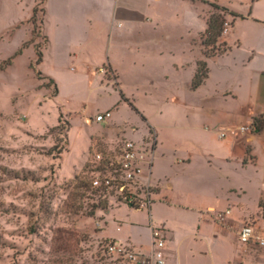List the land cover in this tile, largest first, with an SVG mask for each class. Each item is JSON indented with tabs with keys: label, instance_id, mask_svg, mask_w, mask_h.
Masks as SVG:
<instances>
[{
	"label": "rangeland",
	"instance_id": "obj_1",
	"mask_svg": "<svg viewBox=\"0 0 264 264\" xmlns=\"http://www.w3.org/2000/svg\"><path fill=\"white\" fill-rule=\"evenodd\" d=\"M116 1L38 0L34 25L36 0H0V264H119L104 253L105 239L147 250L151 226L166 223L182 244L193 246L199 242L200 212L209 206L226 210L227 198L236 202L225 191L224 144L217 132L223 123L240 121L228 115L216 94V78L206 96L190 90V75L202 53L216 56L227 50L223 44L246 54L258 32L251 22L239 21L258 1L264 16V0H125L147 2L160 18L158 27L154 21L132 28L113 21ZM213 14L232 22L233 30L215 49L203 48ZM144 29L157 51L174 55L178 69H167L162 59L129 64V48L140 45ZM109 50L120 74L118 87L106 69L99 74ZM38 51L44 55L40 64ZM46 76L57 85L56 97ZM121 90L149 122L121 98ZM109 110L106 122H87ZM60 113L72 126L54 131ZM150 127L159 140L154 177L162 190L152 216L150 209L127 206L107 213L86 199L85 164L94 146L117 136L139 140ZM256 192L250 189L244 198L250 207ZM238 216L235 208L233 217Z\"/></svg>",
	"mask_w": 264,
	"mask_h": 264
},
{
	"label": "crops",
	"instance_id": "obj_2",
	"mask_svg": "<svg viewBox=\"0 0 264 264\" xmlns=\"http://www.w3.org/2000/svg\"><path fill=\"white\" fill-rule=\"evenodd\" d=\"M259 3L258 1L249 9L246 20L242 19V21H239L242 23L251 22L254 24L256 32H258L251 44L245 46L246 54L239 55L238 50L240 48H237L234 52L230 47L224 54L214 57L206 58L205 53H202L204 58L202 61H206L209 67L208 78L198 89H192V81L197 71L198 62L201 60L195 63L190 75V90L194 94L204 92L206 96L211 95L213 86L210 84L213 78H216V94L226 104L228 115L236 117L240 121L238 124L226 122L220 126V129H229L228 136L224 139H220L217 132V137L224 144L221 148V161L227 171L225 191L230 193V196H236V202H231L230 198H227L228 205L226 210L218 212L215 206H209L205 214L200 212L201 218L196 235L200 244L194 243L193 246L182 244L178 239V233L167 227V223L164 224L169 231L165 250L166 264H264V247L255 243L242 244L238 238L242 227L246 224H252L264 239V209L260 205L261 201H264V16L259 14ZM113 21L130 22L132 24L131 28L135 24L145 25L154 21H156L157 27L160 25V18L155 17L147 2L136 4L125 0L115 2ZM232 30L233 23L231 22L228 31L223 32V35L231 33ZM141 39L140 45H135L132 49L131 47L129 48L128 60H130L129 64L133 67L156 61V64H161L160 59L164 60L162 64L167 69H178L180 67L171 52L166 55V53L157 51L154 45H151L152 42H150L149 35L145 29ZM242 45L244 46V43H241ZM250 54L251 56L249 57ZM211 61L217 67L214 68L211 65ZM186 66L189 67V65L182 64L181 68L184 69ZM104 69L113 75V80L110 83L117 87L120 86V74L110 50L106 63H104ZM101 70H99V74ZM105 71L102 73L104 74ZM121 92L129 100L122 90ZM210 101V98H208L205 103H210ZM211 110L212 107L208 109V111ZM139 113V115L145 117L140 111ZM145 119V121L149 122L146 117ZM89 120L91 119L88 118L87 122ZM112 123H114V120H112ZM241 126H250L252 128L250 131L240 133L237 128ZM153 128L150 127L148 129L151 131ZM84 161L81 166H83ZM154 166L155 163L153 161L152 179L159 186V196L162 193L161 181L154 177ZM250 189H256L257 191L252 207L244 202V198ZM235 208L239 211L238 217H233ZM226 212L228 213L225 220L219 222L216 218L217 214ZM150 215L152 216V208L150 209ZM156 226H151V235L152 228ZM204 242L206 246L203 247L202 244ZM132 246L144 254H149L152 251V241L147 250H145L144 246Z\"/></svg>",
	"mask_w": 264,
	"mask_h": 264
},
{
	"label": "built area",
	"instance_id": "obj_3",
	"mask_svg": "<svg viewBox=\"0 0 264 264\" xmlns=\"http://www.w3.org/2000/svg\"><path fill=\"white\" fill-rule=\"evenodd\" d=\"M229 26L226 21L223 32H227ZM111 117V112L107 111L88 122H106ZM251 128L241 126L237 131L245 133ZM228 133V128H221L218 136L224 139ZM157 140V136L148 131L139 140L117 136L114 142L97 143L89 152L85 164V198L107 212L120 206L136 210L151 209L159 190L158 184L152 179ZM227 213H218L217 220L223 222ZM168 238V229L160 225L152 228V251L149 254L137 251L130 244L124 245L113 240H104L103 248L104 253L113 256L119 264H166ZM238 238L242 244L255 243L264 247V239L252 224L243 226Z\"/></svg>",
	"mask_w": 264,
	"mask_h": 264
},
{
	"label": "trees",
	"instance_id": "obj_4",
	"mask_svg": "<svg viewBox=\"0 0 264 264\" xmlns=\"http://www.w3.org/2000/svg\"><path fill=\"white\" fill-rule=\"evenodd\" d=\"M38 2V0H36ZM42 2V4H45V0H40ZM217 10H220L226 14L229 13V11L225 8H220L218 6L215 7ZM39 9V3L36 4V6L33 8V14H32V18L31 21H33V24H36V17H37V12ZM43 15L45 17L46 15V10L45 7H43L42 9ZM230 15L233 18H237L238 16H236L234 13H230ZM225 19L222 15L220 14H213L209 21H208V29L206 30L205 34H204V47L205 48H213L215 49L218 46L219 40L221 39L222 35H223V30H224V24H225ZM41 25H44V18L43 21L41 22ZM45 39V46L47 47V45L50 43L49 38L47 35L44 36ZM224 48H226L228 51L229 48L226 47L225 44L222 45ZM225 51V52H226ZM225 52H220L217 55H221L224 54ZM22 53V51L20 50L16 55H20ZM206 58L209 57H214L215 55L209 56L206 55ZM44 55L42 52L38 51V64H40L43 61ZM12 60V58L9 60V62ZM42 74H39V77H41ZM209 76V67L206 61H199L198 65H197V71L196 74L194 76V79L192 81V89L196 90L198 89L203 83L204 81L208 78ZM45 80H48L47 83V87L50 88L51 86L55 87L54 90V95L53 97H56L58 95V88L57 85L55 83V81L49 77H44ZM120 96L121 98L130 104V106L132 107V109L137 113L140 114L139 111L137 110V108H135L132 103L124 96V94L122 92H120ZM142 119L145 121V117L142 116ZM63 124H66L70 127V122H67L64 120V115L63 113H60L59 119H58V125L54 128V131H63V129L65 128L63 126ZM85 185V184H84ZM261 207L264 209V201H261Z\"/></svg>",
	"mask_w": 264,
	"mask_h": 264
}]
</instances>
